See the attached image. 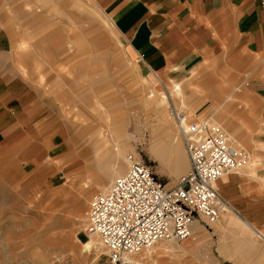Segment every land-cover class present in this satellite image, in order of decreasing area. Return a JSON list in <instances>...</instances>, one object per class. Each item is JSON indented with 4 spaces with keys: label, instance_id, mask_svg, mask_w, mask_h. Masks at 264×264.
Here are the masks:
<instances>
[{
    "label": "rangeland",
    "instance_id": "374dc122",
    "mask_svg": "<svg viewBox=\"0 0 264 264\" xmlns=\"http://www.w3.org/2000/svg\"><path fill=\"white\" fill-rule=\"evenodd\" d=\"M77 1L78 5L72 0H0V75L18 74L40 85L39 74H45L46 93L53 94L63 107L64 120L73 127L72 132L54 135L53 151L45 161L0 152L1 264H108L99 238L94 237L97 248L82 247L91 239L83 228L93 197L128 170L125 157L144 160L168 187L190 168L170 106L183 109L193 120H216L249 150L251 160L230 173L253 170L264 158V106L260 120L216 111L221 102L204 104L198 71L191 84L188 79L185 86L181 83L179 98L180 91L172 87L174 79L152 85L94 0ZM23 39L29 50L20 47ZM150 91L156 97L167 96L163 109L149 103ZM233 91L238 95L242 90ZM101 136L106 144L100 146L97 158L95 142ZM61 141L72 142L68 146L72 159L66 162L60 156ZM78 206L83 219L74 214ZM228 214L233 215L230 221ZM238 218L227 209L212 227L199 225V234L156 244L184 248L176 259L156 254V245L140 257L148 264L156 260L158 264H264V239Z\"/></svg>",
    "mask_w": 264,
    "mask_h": 264
},
{
    "label": "crops",
    "instance_id": "0c3cea01",
    "mask_svg": "<svg viewBox=\"0 0 264 264\" xmlns=\"http://www.w3.org/2000/svg\"><path fill=\"white\" fill-rule=\"evenodd\" d=\"M94 2L114 24L133 53L142 77L152 85L179 81L172 85L179 86V98L183 94L181 83L185 86L188 79L191 84L194 72L198 71L199 82L205 89L204 104L221 102L216 111L238 113L236 119H261L264 0ZM209 66L210 69L206 68ZM234 88L242 91L232 94ZM47 91L42 84H34L18 74L0 75V152L17 154V159L23 156L26 160L45 161L53 151L54 135L73 131L68 120H64L63 107ZM234 97L236 102L230 103ZM228 102L230 105L223 109ZM70 144L60 143V156L66 158L62 162L69 159ZM43 154L48 155L41 158ZM260 161L253 170L226 174L217 181L216 188L230 204V213L264 234V158ZM199 225L212 227L198 219L193 233H200Z\"/></svg>",
    "mask_w": 264,
    "mask_h": 264
},
{
    "label": "built area",
    "instance_id": "2783aa9c",
    "mask_svg": "<svg viewBox=\"0 0 264 264\" xmlns=\"http://www.w3.org/2000/svg\"><path fill=\"white\" fill-rule=\"evenodd\" d=\"M169 110L190 168L168 187L151 165L128 156V170L91 200L83 228L87 239L99 238L108 264H148L140 255L158 242L190 237L198 219L208 226L217 223L230 204L214 183L251 160L249 150L216 120H193L175 106Z\"/></svg>",
    "mask_w": 264,
    "mask_h": 264
},
{
    "label": "bare ground",
    "instance_id": "6f19581e",
    "mask_svg": "<svg viewBox=\"0 0 264 264\" xmlns=\"http://www.w3.org/2000/svg\"><path fill=\"white\" fill-rule=\"evenodd\" d=\"M61 1H63V0H61ZM72 2L74 3V4H79V2L77 1V0H72ZM77 5H75L76 7H77ZM55 10H57L58 8H57V5L55 4L54 5V7H53ZM29 42L27 41V40H24L23 39V41L20 43V47L22 48V49H24V50H29L30 48H29ZM23 68H24V70H25V65H23ZM80 78V77H79ZM67 79V78H66ZM45 80H46V76H45V74H43V73H40L39 74V81H40V83L41 84H43L44 82H45ZM81 80V79H80ZM175 90H179V86L178 85H176L175 87ZM151 93L148 95V98H149V100L148 101H150L149 103H151V104H156L160 109H163L164 108V105L166 104V102H165V98L167 97V96H165V95H163V94H161V95H159L158 97H156L155 96V94L154 93H152V91H150ZM106 120H108L109 121V117H106ZM101 134V133H100ZM99 134V135H100ZM102 135V134H101ZM119 136H120V134H118ZM98 142V145L96 146L95 145V152H96V154H97V158H98V156L101 154V147L100 146H102V144H106V138H105V136H101V139L99 140L98 139V141H96L95 143H97ZM71 156L69 155V159L68 160H70L71 158H70ZM126 158V162H127V164H130V159L128 158V157H125ZM44 168V167H43ZM37 170V169H36ZM223 177V176H222ZM222 177H220V178H222ZM42 178V177H41ZM219 178V179H220ZM219 179H217L216 180V182L214 183V185H215V187H216V183H217V181L219 180ZM18 182V181H17ZM168 186V185H167ZM16 187V186H15ZM218 190V189H217ZM58 195V194H57ZM57 195H55V196H57ZM59 196V195H58ZM57 198V197H56ZM80 205V204H79ZM76 209H78L74 214H75V216H77V217H79V218H84V214L82 213V211H81V208H79V206H78V208H76ZM225 211H227V210H225ZM228 217V219H229V221L231 220V217L228 215L227 216ZM79 220V219H78ZM81 221V220H80ZM236 221L237 222H239V223H243L244 221H241L240 219H236ZM244 224H246V222L244 223ZM247 226H249L248 224H246ZM194 227V226H193ZM249 227H253V226H249ZM253 230H255L256 231V234L259 236V237H261V238H264V234H263V232L262 231H260L259 229H257L256 227L254 228L253 227ZM100 241V240H99ZM98 241H96L95 240V238L94 237H91V239L90 240H88L87 242H83V244H82V247L84 248V249H86V250H92V249H94L95 247L97 248V246H98ZM162 245V244H161ZM93 247V248H92ZM100 247V246H99ZM92 248V249H91ZM184 251V248H179V247H176V246H171V247H166V246H158L157 247V245H156V254H159V255H163V256H171L173 259H176L177 258V256L179 255H181V253ZM142 258V257H141ZM149 259H154V257H150ZM155 260V259H154ZM3 262V261H2ZM7 262H8V260H7ZM175 262V261H174ZM8 263H10V262H8ZM1 264V263H0ZM155 264H158L157 263V260H156V262H155Z\"/></svg>",
    "mask_w": 264,
    "mask_h": 264
}]
</instances>
